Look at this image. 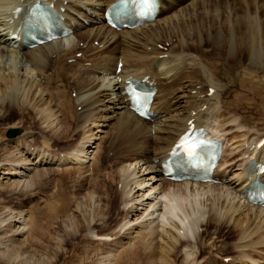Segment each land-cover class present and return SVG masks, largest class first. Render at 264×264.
<instances>
[{"label":"bare ground","instance_id":"obj_1","mask_svg":"<svg viewBox=\"0 0 264 264\" xmlns=\"http://www.w3.org/2000/svg\"><path fill=\"white\" fill-rule=\"evenodd\" d=\"M35 1L0 0V107L6 106L5 111L0 109V121L5 119L7 109L14 107L13 110L19 109L22 115L29 111L35 122L33 126L41 125L40 127L44 126L41 130L48 128L52 131L59 125L60 130H55L56 140L53 143L43 136L41 141L35 140L31 124L28 126L29 131L25 129L19 137L9 139L8 142L13 145L10 148L8 146L3 158L0 157V175L10 174L12 177L18 175L21 178L10 184L12 185L10 187H14L13 190L0 191V194L13 195L20 185L26 189L37 184V188L42 189L41 182L47 180L45 177L49 174L40 170L26 179L25 172L28 169L26 165L30 164V161L63 163L74 157L76 163L83 166L82 164L87 163L89 159L94 161L96 159L95 163L92 162L96 164V172L98 170L101 173L104 167L98 166L102 163L98 164V152H95L97 156L94 154L90 157L93 149H99L101 143L93 146L94 148L88 152L95 144L93 140L96 136L90 127L89 137H86L92 141L91 145L81 143V146L62 155L55 152L52 147H59L57 139L61 138V134L68 140L67 137L72 132L70 124H73V127H85L87 123L99 124L101 121L100 125L105 126L110 121L112 132L108 133L110 137H107V140L110 139L112 143L106 150L113 148V151L117 152V157L121 156L123 165L119 171L122 173L123 181L120 193L125 197L122 200L124 207L130 204L126 212L123 209V220L127 219L126 223H129L131 216L134 215L137 216L135 219L148 218L146 225L142 223L148 227L147 233L140 234L135 242L137 245L134 243L132 248H129L130 246L126 248L124 251L127 252L126 255H123V259L122 256L119 257L114 264H177V261H180L178 264H225L223 261H217L215 256L227 254L232 250L227 247L226 242V247L225 243L224 246L223 243L222 245L217 243L219 240L222 242L224 236L228 235L238 236L236 242L240 244L237 245V250L239 249L241 255L236 253V258L241 256L239 264H263L264 236L261 235L264 232L261 233L259 230L263 228L264 208L249 204L243 197V192L249 182L264 179V174L257 175L256 171H249L253 166V159L264 163V146L259 147L264 132L253 131L248 135L245 119L234 124L236 116L221 119L219 109L225 106V109L232 111L234 115L236 113L241 115L239 111L246 112L245 110L251 106V102L248 101L254 98L257 103L259 102L257 105H260V114L264 115V83L250 78L253 73L264 69V22L261 24L260 20L255 19L256 13L264 9V0H159V14L154 20L122 29L111 28L104 19L106 8L117 0H39L41 3L50 4L62 16L64 23L72 30L73 38H68L67 45H61L62 40H54L30 48L23 43L21 25L29 5ZM17 7L22 9L16 12ZM262 12L264 16V10ZM209 24L213 30H208ZM210 51L223 52L221 65L228 61L235 62V56L237 54L240 56L236 59L233 71L238 74L244 72L246 78L237 77L239 80L237 83L239 89L248 91L251 97H247L245 92V98L240 96L241 94L236 98L238 102L225 101L224 95L234 86V81L231 80V77L234 79L233 73L227 67L224 72L211 71L206 61L210 59L208 58ZM78 53L81 54L79 58ZM242 55L245 56L244 60H241ZM7 57L12 59L9 61ZM70 59H74L75 64H69ZM119 62L122 64L121 70L116 72ZM21 70L24 72L20 75ZM47 70H50V73L42 81V75L47 73ZM34 71L40 80L34 77L32 74ZM229 72L232 73L231 76ZM130 77L139 80L147 77L146 80L143 79L147 85L156 86L157 83V93L151 107L152 120L140 118L130 109L128 96L124 93L126 80ZM193 79L194 84L200 79V85L191 86ZM67 81L69 84L72 83L69 86L73 89L72 92L68 89ZM192 91L196 95L192 94ZM17 100L19 101L15 104ZM77 102L79 103L76 106ZM78 106L80 111H77ZM34 115H37L36 119ZM64 115L67 120L63 119ZM191 120L196 126L207 127L223 142L225 148L215 170L217 183L171 181L166 180L163 175L161 160ZM234 128H238L239 132L242 130V134L236 136L231 134L227 138ZM240 136L242 139L240 138L238 143L235 140ZM229 141H234L236 145L232 144L233 148L227 149ZM2 142L0 139V143ZM227 151L230 155L226 154ZM135 169L137 173L142 174L128 180L130 176H135ZM20 173L24 174L23 181ZM149 181H153L152 186L148 184V188H144V184ZM43 187L45 188L44 185ZM135 189L136 193L142 192L140 195L137 193V197L133 196L135 192L132 193ZM199 189L216 191L209 205L213 214L203 225L200 223L202 207L195 198ZM50 194L58 196V193ZM224 195L225 198L221 200ZM227 197L231 198L225 203ZM145 200L147 206L145 204L146 207L143 208ZM57 201L56 204H53L55 202L49 204L51 213L46 212L48 218L52 220L43 222L42 216L45 213L40 217L28 216L21 219L20 212L14 215L9 213V218L8 216L0 218V247L4 249L0 252V264H28L30 261L31 264H50L44 262V258H40L43 253L35 259V252L30 253L27 248L45 241L46 237H52L49 226L55 224L52 221L57 217L67 218L62 219L66 227L73 228L77 221L75 225L79 227V220L76 222L74 220L76 215L66 214L68 209L66 198H58ZM136 201L137 205L134 206ZM140 206L143 212H138ZM76 207L80 209L81 203H76ZM133 208L137 214L133 213L135 211ZM96 210L101 214V209ZM174 218L178 219V222L174 223L177 233L166 227ZM155 220L160 224L158 228L156 224L153 225L156 223ZM60 222L58 220V227ZM199 223L203 230L201 229L197 240V248L195 247L197 250L188 251L189 245L184 239L192 237ZM92 227L90 223H87L86 228L85 225H81V229H86L92 237L94 236L93 241L105 243L107 235H116V231H111L114 234L105 233L108 230L105 228L101 229V233L104 234H97L95 230H91L94 229ZM210 228L213 229L212 233ZM24 233H27L24 241H18L19 243L16 242L9 247L11 237L15 241L18 239L15 236ZM3 237L9 238V242L3 240ZM152 240L156 241L152 243ZM70 245L74 251L71 250L72 255L69 254L68 258H73L78 249L75 243ZM182 248L183 250L186 248L184 256L181 255ZM246 248L247 251L258 249L260 257L242 253L241 249ZM87 257L83 256V261L76 258L78 264L84 263ZM108 257L100 261L111 262L112 258ZM242 258H248L250 261L244 262Z\"/></svg>","mask_w":264,"mask_h":264},{"label":"rangeland","instance_id":"obj_2","mask_svg":"<svg viewBox=\"0 0 264 264\" xmlns=\"http://www.w3.org/2000/svg\"><path fill=\"white\" fill-rule=\"evenodd\" d=\"M237 2H239V1H237ZM263 10L260 9L256 13L257 15L255 16V19L258 21L260 20L261 24H263V22H264V16H263V12H262ZM209 27H210V29L207 28L208 30H213L211 24H209ZM67 43H68V40H67V38H65L61 42V45L62 44L67 45ZM166 44H167V42H165V45ZM95 45H97V43H95ZM209 54H210V57H208V58H210V59H209V61L208 60H206V61L209 63L208 65L211 68V71H215V72L223 71L224 72L226 67H227V69H230L231 72L233 73L232 74L229 72V75L231 76V74H232L234 77V79L231 77V80L234 81V86L228 91V93L226 95H224L225 101L231 102V100L232 101L237 100L236 102H238V99H236V98H238V96L240 94H241L240 96H243L245 98L246 97V96H244L245 92L247 93V97H251V94L248 91L239 89V86H238L239 83H237L239 81L237 77L246 78L244 76V72H242L241 74H238L235 71H233V69L236 67V61H237L236 59L240 56H238V54L235 56V58H236L235 62H234V60L232 62L228 61L226 64L221 65L220 64L221 56L223 57L222 51H210ZM215 55H216V57H215ZM80 56H81V54L78 53L77 57L79 58ZM241 57H242L241 60L245 59L244 55H242ZM7 58L9 61L12 59V58L9 59L10 57H7ZM23 60H24V58H23ZM74 61L75 60L70 59V60H68V63L69 64H75ZM216 61H217V63H216ZM25 63L27 64L28 62L25 61ZM22 72H24V70H21L19 72L20 75ZM48 73H50V70H47V73L42 75L43 76V78H41L42 81L44 79H46ZM260 73H262V75H260ZM32 74L34 75V77L37 80H40V78L37 76L35 71ZM255 74H256V76H255ZM252 76H254V78ZM250 78L252 80H256L258 82L260 81V82L264 83V69H262L261 71H258L256 73H253L250 76ZM258 78H260V79H258ZM192 81L193 82L190 84L191 86L192 85H198V84L200 85L199 81H201V80L199 79V80L195 81V84H194V79ZM235 83H237V84H235ZM70 85H72V83L69 84L67 81V86L69 87ZM191 86H189V87H191ZM68 89L70 90V92L73 91V89L71 87H69ZM237 92L239 94H237ZM192 94L196 95L195 93H193V91H192ZM72 95L74 97V93ZM202 97H203V94L200 95V98H202ZM18 101L19 100L15 101V104H17L16 102H18ZM196 102L198 103L199 101H196ZM242 102H244V101H242ZM78 103L79 102L76 103V106L78 105ZM248 103H250V105H251L250 108L248 110H245L246 112L241 113V111H239L241 115H238V113H236V115H234V113L232 111H228L227 109H225V106L223 107L222 103H221L222 107H220V109H219L220 110L219 113H221V117H222L221 119H224L225 117H229V116H236V121L234 122V124L236 122H239L241 119H245L247 121V123H245V124H247L246 127L249 130L248 135L252 134L253 131L254 132H257V131L261 132L263 130L262 132H264V120H263L264 115L260 114V109H259L260 105H257L259 102L257 103V101H255V99L253 98L252 101L249 100ZM5 107L6 106L3 105L2 107H0V109L5 111L6 110ZM15 107H17V106H15ZM13 108L7 109V112L5 113V119L0 121V139L3 140V142L0 143V157L1 158H3V156L5 155V153L7 151L6 149H8V146L10 148V146L13 145V144H10V142H8L9 139H11V138L6 137V135H5L7 129H9L10 127L11 128H20L22 130V133H23V131H25V129L29 131L28 126L31 124V127H33L31 131H32L33 138L35 140L41 141V136L48 138L50 140L49 141L50 143H53V141L56 140L55 130L56 129L60 130L59 125H57V128L55 130H52V131H50L48 128L46 130H41L44 128V126H42V127H40L41 125L40 126H33V124H35V122L33 120V117L30 115L29 111H26V114L22 115V112L19 109L13 110ZM242 108L247 109L245 107H242ZM240 110H241V108H240ZM77 111H80V106L77 107ZM36 117H37V115L36 116L34 115L35 119H36ZM6 118H8V119H6ZM74 118H75V116H74ZM249 118H252V119H249ZM63 119L67 120L66 115L63 116ZM247 119H249V120H247ZM253 121H254V123H253ZM98 123L99 124H97V122H95V124L90 123L89 125L87 123L85 125V127H73L74 125L70 124V128H71L72 132L67 137L68 140L65 138L64 134H61V136H60L61 138L57 139V141H59V144H58L59 147L55 146V147H52V149L55 152H60L62 155V154L66 153L67 151H69L73 148L81 146L82 145L81 143H85V145H87V144L91 145L92 141H89L87 138V137H89V134H90V132H89L90 130H88L90 127L91 130L93 129L92 132L96 133L97 138L95 136V139L93 140V141H95V144L92 145V148L88 149V152L94 148L93 146L96 147V145L98 143L99 144L101 143L100 144L101 146L99 147V149L94 148L93 152L90 156V157H92V156H94V154H96L95 152H98V154H99L98 164L102 162L98 166L104 167L103 168L104 170L100 168L101 173L98 172V170L96 172V164H94L96 162V159H95V161L93 159H89V161L87 163L82 164L83 166H80V164L78 165V163H76L77 161L75 160L74 157L72 158V160L71 159H69L68 161L65 160L66 163H65V161L63 163L61 161L56 162V163L51 161V162H49V164H47V163H42V162L40 163L39 161L38 162L36 161V163H33L35 161H30V164L28 163L26 165L28 168L27 172H25L27 174L26 179L35 175L40 170L45 171L44 173L49 174L48 177H45V179L47 178V180L44 179L45 181L41 182L42 189L39 190L37 188L38 187L37 184H36L37 186L34 185L30 188L26 187V189H25V187L22 188L23 186L20 185L19 187L16 188L13 195L11 193L0 194V218H7V216L9 218V216H10L9 213H12V215H14L15 213L20 212L21 213V219H22V217L26 218L28 216L29 217H31V216L40 217V216H42V214L45 213V215L42 216L43 217L42 221L45 222L48 219L52 220L51 218H48V215L46 214V212L48 213L51 211V210H49L50 209L49 204H52L53 202H55L53 204H56L58 202L57 201L58 198H66V201L68 202L67 203L68 209L66 211V214H69L70 216L76 215L77 218L74 216L75 222H76V220H79V227L77 228L75 225L78 223V221H77L74 224V227L72 228L70 226L66 227L65 224L62 223V219H67L66 217L61 216V217H57V218L53 219L52 222L55 224H52L49 226V230L51 231L50 234L52 237H46L45 241L38 242L37 245H32V246L27 248V250L30 253L35 252V256H36L35 259H37V257L40 256L39 255L40 253H43L40 256V258L41 259L44 258L43 261L49 262L50 264H78L79 263L78 259L83 261V256L87 255L88 257L84 260V263H82V264H114V262H116V260L119 257L122 256L121 259H123V255H126L125 253H127V252L124 253V251H126L129 246H130L129 248H132L131 246H134V243L137 242V238L140 236V234H142V233L145 234L148 231V227L144 226L147 224L148 218L135 219L137 216L134 215V216H131V220H130L131 222H129V223H126L127 219L123 220L124 212H126L127 208L130 207V204L128 205V207L127 206L124 207V204H123L124 202L122 200H124L125 197L122 196L120 193L121 189H122V187H121L122 182L121 181H123V177H122V173L119 171V169L121 168L120 166L123 165V161L121 160V156L118 155V157H117V154H116L117 152L113 151V148L106 150V147H109V144L111 146V143H112L110 139L107 140V137L108 138L110 137V135L108 133L112 132L111 131V122L109 121L108 123L105 124V126L100 125L101 121ZM96 125H98L99 127H95ZM253 126H254V128H253ZM95 128H97V129H95ZM237 129L238 128L232 129V131L229 132V135L227 136V138H229V136L231 134H233V135L235 134V136L237 134H240V133L242 134V130H241V132H239L240 130L239 129L237 130ZM42 131H44L45 133H42ZM15 137L17 138V137H19V135L15 136ZM240 138H241V136L238 137L235 141H238V143H239ZM152 140H154L153 137H152ZM64 143H66V144H64ZM232 144H233V146L236 145V143L234 141H229V144L227 143V149L233 148ZM40 148H42V147L40 146ZM96 149H97V151H95ZM228 152L229 151H227L226 154L230 155V153H228ZM95 156H97V154ZM108 158L110 161L108 160ZM117 158H120V159H117ZM92 161H94V163ZM76 164H77V166H76ZM100 169H99V171H100ZM136 170L137 169H135V171ZM67 171H68V173H67ZM130 171H131V169H130ZM98 173H100V174H98ZM135 173H136L135 176L134 175L130 176V178L128 180H131V178H135L137 176H140V174H142L141 172L137 173V171ZM20 175H22V173H20ZM107 175H109V176L107 177ZM22 177H23L22 178V181H23V179H25L24 174L22 175ZM51 177H52V179H50ZM19 178H21V177L18 175L15 177H12V175H10V174L9 175H7V174L2 175L1 174L0 175V191L1 192H4V191L7 192L9 190H13L14 187L13 188L10 187V186H12L10 184L14 183L15 179L18 180ZM103 179H104V181H103ZM46 181H47V183H46ZM152 182L153 181H149V183L144 184L145 185L144 188H148V186H152V184H151ZM37 183H38V181H37ZM130 184H132V182H130ZM43 185L45 186V188L43 187ZM132 185L134 186V184H132ZM43 188H44V190H43ZM136 189L133 190L132 193L135 192ZM143 191H144V189H143ZM51 192L52 193H58V196L50 194ZM137 193L140 195L142 192L138 191ZM137 193L136 192L133 193V196L137 197ZM145 193H146V191H145ZM197 193H198L196 195L197 197H195V198H197L199 205L202 207L201 208L202 209L201 210L202 218H201L200 223H201V225H203L208 220L209 216L213 214L212 208L209 209V205L212 203V201L214 199V194H216V191H214L213 189L212 190L199 189V192L197 191ZM8 195H10V197H8ZM50 195H52L54 197L52 198V196H50ZM60 195H62V196H60ZM90 195H92V199H90ZM55 196L57 198H55ZM107 196H108V198H107ZM225 196L226 195H224V197H221L220 199L222 200L223 198H225ZM105 198H106V200H105ZM230 198L231 197H227L228 200H226L225 203H228ZM54 200H56V201H54ZM236 200L237 199H235V202H236ZM82 202H84V203H82ZM232 202L233 201L231 200V203ZM76 203H81V207H79L80 209H78L76 207ZM146 203H147V200L144 201V204L142 205L143 208L147 206ZM104 204H106L107 206ZM145 204H146V206H144ZM46 205H48V206H46ZM136 205H137V201H136L134 206H136ZM142 206L138 207V208H141V209H138V212H143ZM35 209H37L39 211H37ZM46 209L48 211L44 212V210H46ZM96 209H99V210L101 209L102 215L100 213H98V211ZM123 209H124V212H123ZM116 210L118 211V213ZM219 210H220V208H219ZM220 211L222 212V209ZM136 212L137 211L135 210L133 213L137 214L138 212L137 213ZM38 214H41V215H38ZM60 214H63V213H59V215ZM58 220L61 221L59 223L60 224L59 227H58ZM177 220H178L177 218H174L171 222L169 220V222L171 224L168 223V225L169 224L170 225L169 226L166 225L167 229L171 228L170 230H172L173 233L176 231L174 228V223L178 222ZM87 223H90V226L94 227V229H91V230H95V232H97V234H104V233H101V229L105 228V229H108L105 233L114 234V233H111V231L112 232L116 231L115 233L117 236L116 235H112V236L107 235L108 237H107V240L105 243H100L99 240L93 241L92 239L94 236L92 237V235L86 229H81V225H85V228H86ZM157 223H158V221H156V223H154L153 225L155 226V224H156V226L158 228L160 226V224L159 223L157 224ZM200 223L198 224L197 227H195V230L193 231V233H194L192 235L193 238L191 236H189V237H185L186 239H184L185 241L188 242V245H189V247H187L188 251H196L197 250L196 249L197 248V246H196L197 240H199L198 238L202 232V230H201L202 226L200 227ZM143 227H146V228L143 229ZM262 227H263V228H261L262 230L261 229L259 230L260 232L262 231L261 233L264 232L263 231L264 221L262 222ZM141 228L143 231H141ZM120 229H121V231H120ZM212 231H213V229L210 228L211 233H212ZM176 233H177V231H176ZM24 234L21 236H18V235L15 236L16 238H18L15 241L11 237V239H10L11 242H10L9 247L13 246L16 242L19 243L21 241H24V239L27 237V233H24ZM210 236H212V235H210ZM236 236L237 235H235V237L233 235H228L226 237L224 236V238L222 239V242H221V240H219L220 242L219 241L217 242L219 245L220 244L222 245V243H223V246H224V243L226 242L229 246L225 243V247L227 245V247H229L230 250L232 249L227 254H221V255L216 254L215 257H216L217 261H219V262L223 261L225 264H227V262H229L228 264H239V262H241V256H240L241 252H239V249L237 250V245L240 243L236 242V239L238 237V236L237 237ZM261 236L263 237L264 234H262ZM220 239H221V237H220ZM3 240L9 242V238L5 239V237H3ZM157 240H158V238H157ZM155 241L156 240H152V243H154ZM70 243H75L76 247L78 249L76 251L75 255L73 256V258H68L69 254L72 255L71 250H73V249H71ZM234 248H235V250L233 251ZM183 249L184 248H182V250H181V255H183L184 252L186 251V248H185V250H183ZM3 250H4L3 247H0V252ZM249 250H251V251L249 252ZM241 251H242V253L244 252V254L250 253V255H255V257H260L259 250L256 248L253 250L248 249V251L246 248V249H241ZM85 252H87V253H85ZM108 252H109V254H108ZM236 253L240 254L239 255L240 257L236 258V255H237ZM112 254H113V256H112ZM107 256H109V257L112 256L111 258L113 261L112 260H111V262L109 260L100 261V259L103 260L105 257H106L105 259H107ZM76 258H78V259H76ZM246 259L242 258V260L244 262L250 261L248 258H246ZM98 261H99V263H98ZM179 262L180 261H177L176 263L178 264ZM262 262L264 264L263 259H262ZM28 264H31V261L28 262Z\"/></svg>","mask_w":264,"mask_h":264},{"label":"snow or ice","instance_id":"obj_3","mask_svg":"<svg viewBox=\"0 0 264 264\" xmlns=\"http://www.w3.org/2000/svg\"><path fill=\"white\" fill-rule=\"evenodd\" d=\"M144 2L148 3L149 0H144ZM142 99L146 101V97L142 98L139 92H136L135 90H133V92H132V101H133L134 105H136L139 108V106L142 103ZM141 114H143V113H141ZM187 143H188V141L185 140V144H187ZM196 147H198V145L196 143H191L190 144V146L188 148L189 155L193 154V150Z\"/></svg>","mask_w":264,"mask_h":264},{"label":"water","instance_id":"obj_4","mask_svg":"<svg viewBox=\"0 0 264 264\" xmlns=\"http://www.w3.org/2000/svg\"><path fill=\"white\" fill-rule=\"evenodd\" d=\"M20 133H21V129H18V128H10V129L7 130L6 136L9 137V138H11V137L17 136Z\"/></svg>","mask_w":264,"mask_h":264}]
</instances>
